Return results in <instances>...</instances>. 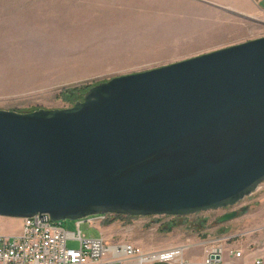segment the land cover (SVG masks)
I'll return each mask as SVG.
<instances>
[{"label":"water","instance_id":"95a60500","mask_svg":"<svg viewBox=\"0 0 264 264\" xmlns=\"http://www.w3.org/2000/svg\"><path fill=\"white\" fill-rule=\"evenodd\" d=\"M263 183L264 37L113 77L67 109H0V217H186Z\"/></svg>","mask_w":264,"mask_h":264},{"label":"crops","instance_id":"0c3cea01","mask_svg":"<svg viewBox=\"0 0 264 264\" xmlns=\"http://www.w3.org/2000/svg\"><path fill=\"white\" fill-rule=\"evenodd\" d=\"M173 2L181 6H192L196 16L205 20L208 27L215 25L219 30L223 27L215 21L221 22L224 17H228L226 21L230 22V15L233 18L264 16V0ZM164 4L165 0H0V98L7 93V88L17 89L14 82L8 85V81L6 82L8 77H17L21 81L22 77L39 78L42 80V87H50L63 84L65 80L71 82L98 78L104 72L114 73L116 70H125L134 65L161 60L168 55L184 54L188 56L186 58H191L238 43L229 42L230 39L222 43L220 30L218 41L205 48L184 53L166 52L148 58V61L135 62L136 59L124 61L119 56L120 47L126 49L127 44H134V41L122 38L123 35L132 34L131 31L135 28L132 24L134 21L148 22L154 26L157 23L154 13ZM159 16L161 19L167 16L170 21L176 20L173 21L176 29L180 27V21L177 23V14L173 11ZM214 17L217 19H213ZM238 21L237 19L236 23ZM118 23L124 24L128 29L120 32L116 26ZM257 206L259 210L253 216L249 215L248 221L242 225L243 228H238L237 231H231L233 227L236 228L231 224L236 219L217 224V219L226 213L224 210L220 211L214 219L215 222H209L206 218L193 219L191 223L183 226L179 235L166 238L158 249L150 250L185 246L184 263L201 264L204 249L211 240L229 237L231 241L225 247L242 250L241 264H254L256 261L264 264V196H261ZM240 229L244 230L239 231ZM253 235L258 239L252 240ZM240 236L244 238L241 241L242 247H232ZM253 243L257 246H253Z\"/></svg>","mask_w":264,"mask_h":264},{"label":"rangeland","instance_id":"374dc122","mask_svg":"<svg viewBox=\"0 0 264 264\" xmlns=\"http://www.w3.org/2000/svg\"><path fill=\"white\" fill-rule=\"evenodd\" d=\"M173 1L175 0H165L163 7L159 8L154 13L155 18H157V23L154 26H151L148 22L142 21L138 23L134 21L132 23L135 26L134 30L131 31L132 34L123 35L122 37L134 41V44H127L126 49L120 47L119 56L124 61H126V59L127 61L136 59L135 62L148 61V58L163 55L166 52L184 53L205 48L218 41L217 39L220 36H218V33L220 30L222 32V43L230 39L231 41L229 42L238 41L237 44H239L264 37V16H234L236 18H233L231 17L232 15H230V22L226 21L228 17L223 16L226 22L224 20L221 22L215 21V23L217 22L223 27V29L221 28L219 30L215 28V25H210V27H208L205 20L196 16V11L192 6H181ZM171 11L177 14V23L180 21V27L177 29L176 24L173 23V21L176 20L170 21V18H167V16L161 19L159 16H164L165 13L167 14ZM213 19L217 18L214 17ZM237 19L239 21L236 23ZM116 26L120 29V32L121 30L126 31L128 29L122 23H118ZM227 34H229V36H225ZM186 57L188 56L184 54L168 55L161 60L134 65L132 68L116 70L114 73L104 72L103 75L98 78L71 82L65 80L63 84H56L50 87H42V80L39 78L31 79L29 76L27 78L21 76V81L20 78L17 77H8L6 79L8 85L14 82L17 84V89H6L7 93L3 94L2 98H0V109L18 113H29L39 109H67L73 107L75 103L81 102L82 95L91 87L106 82L113 77L143 72L189 59ZM193 57H195V55ZM19 80L20 85H18ZM34 86L36 87L34 88ZM87 87L89 89L84 91ZM19 90L21 91L19 92ZM260 186L261 187L252 195L238 203L234 208L224 209L226 212L232 209L238 211V217L231 223L233 226H236V228L233 227L231 231H237L238 228H243L242 225L248 221L247 218L249 215L253 216V214L259 210L257 204L261 196H264V183ZM243 209H245L244 212L242 211ZM224 210L201 212L202 214L198 213V216L190 215L193 217L189 216L187 218L173 216L130 217L107 214L108 216L105 219H101V216H103L101 215L87 217L78 221L82 222L80 231L87 238L96 239L103 236L109 243H129L144 251H148L150 249H158L160 243L166 238L179 235L183 230V226L191 223L193 219L206 218L209 222H215L214 219L219 215L220 211ZM176 218H184V220L180 221ZM89 220H92L91 222L93 225L89 223ZM78 221L63 220L60 223L65 231L77 233L76 223ZM183 222L186 223L183 224ZM20 230L21 219L0 217V235L14 236L17 235ZM243 230L244 229H240L239 231ZM251 238L252 240L258 239L255 235ZM242 239L244 238H241V236L238 237L236 239L237 243L232 244V247H242ZM253 246H257V244L253 243ZM68 247L76 248L77 244L75 242H69Z\"/></svg>","mask_w":264,"mask_h":264},{"label":"built area","instance_id":"2783aa9c","mask_svg":"<svg viewBox=\"0 0 264 264\" xmlns=\"http://www.w3.org/2000/svg\"><path fill=\"white\" fill-rule=\"evenodd\" d=\"M81 223H76L77 233H71L48 215L21 219L17 235H0V264H185V246L144 251L129 243H109L103 236L87 238L80 231ZM230 241L229 237L211 240L201 264H241L242 250L225 247ZM69 242L77 247H68Z\"/></svg>","mask_w":264,"mask_h":264},{"label":"trees","instance_id":"16d2710c","mask_svg":"<svg viewBox=\"0 0 264 264\" xmlns=\"http://www.w3.org/2000/svg\"><path fill=\"white\" fill-rule=\"evenodd\" d=\"M87 89H89L88 87L84 89V91H86Z\"/></svg>","mask_w":264,"mask_h":264}]
</instances>
